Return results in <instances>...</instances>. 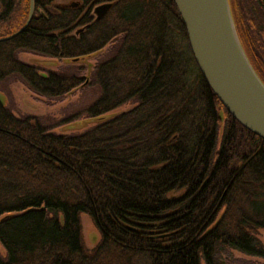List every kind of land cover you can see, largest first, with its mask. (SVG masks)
<instances>
[{
	"label": "trees",
	"instance_id": "obj_1",
	"mask_svg": "<svg viewBox=\"0 0 264 264\" xmlns=\"http://www.w3.org/2000/svg\"><path fill=\"white\" fill-rule=\"evenodd\" d=\"M65 1L33 0L25 28L0 40V81L17 75L34 94L59 99L86 77L42 74L16 52L71 59L113 43L94 66L88 82L99 94L82 113L135 105L82 133H55L0 101V264H236L233 250L264 259V139L207 84L173 0ZM104 2L112 5L96 19ZM230 4L264 83V0ZM29 8L0 0V38L25 25ZM82 213L99 233L91 248Z\"/></svg>",
	"mask_w": 264,
	"mask_h": 264
},
{
	"label": "water",
	"instance_id": "obj_2",
	"mask_svg": "<svg viewBox=\"0 0 264 264\" xmlns=\"http://www.w3.org/2000/svg\"><path fill=\"white\" fill-rule=\"evenodd\" d=\"M173 2L183 22L193 58L207 84L234 119L264 139V83L240 42L230 0ZM111 5V2L96 5L93 8L95 18L100 19ZM33 9V0H30L25 25L0 40L21 32L30 21ZM85 57L70 60L79 61ZM105 118L100 115L91 119L100 121Z\"/></svg>",
	"mask_w": 264,
	"mask_h": 264
},
{
	"label": "rangeland",
	"instance_id": "obj_3",
	"mask_svg": "<svg viewBox=\"0 0 264 264\" xmlns=\"http://www.w3.org/2000/svg\"><path fill=\"white\" fill-rule=\"evenodd\" d=\"M60 1L55 0L54 7L55 5H60ZM72 1L67 0L65 2L70 3ZM242 6L243 10H245V2H242ZM240 12H238L239 16H241ZM112 44H107L100 51L90 54L79 61H71L69 58L42 56L30 51L18 50L16 57L25 63L36 66L42 74L47 73L48 70H64L83 76V78L86 77V80L83 85L74 88L61 98L48 100L31 92L19 76L11 75L0 81V101L16 116H37L41 123L49 127L52 132L82 133L86 131L98 122L82 113L99 94L98 86L90 84L88 81L91 78L96 62L111 53ZM134 105V101H127L103 113L101 116L111 117L131 109ZM80 220L84 244L91 248L99 239V233L87 214L82 213ZM258 237L264 244L263 229L258 230ZM231 253L237 260L236 264H264L263 258L245 255L236 250ZM5 254V248L0 242V256H5Z\"/></svg>",
	"mask_w": 264,
	"mask_h": 264
}]
</instances>
